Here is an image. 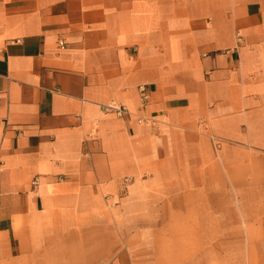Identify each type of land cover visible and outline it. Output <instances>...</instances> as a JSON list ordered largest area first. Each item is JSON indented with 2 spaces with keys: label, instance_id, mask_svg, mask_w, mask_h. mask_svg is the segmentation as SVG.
<instances>
[{
  "label": "crops",
  "instance_id": "1",
  "mask_svg": "<svg viewBox=\"0 0 264 264\" xmlns=\"http://www.w3.org/2000/svg\"><path fill=\"white\" fill-rule=\"evenodd\" d=\"M150 177L188 192L192 233L264 213V0H0V264L71 241L138 264L134 227L101 230Z\"/></svg>",
  "mask_w": 264,
  "mask_h": 264
},
{
  "label": "rangeland",
  "instance_id": "2",
  "mask_svg": "<svg viewBox=\"0 0 264 264\" xmlns=\"http://www.w3.org/2000/svg\"><path fill=\"white\" fill-rule=\"evenodd\" d=\"M216 144L217 148H221L223 141H216ZM127 179L131 182V178ZM150 180V188L134 191L123 203L122 216L125 213L133 221H129L128 225L111 226L110 231L101 230L103 234H113L124 233L129 227H134L133 243L136 245L138 264H264V240L261 239L264 237V213L247 218L250 224L241 223V228L235 224L238 218L231 220L230 226L220 227L214 220L211 233H192L194 228L188 222L195 221L200 210L188 208V192L185 189L182 193L174 192L173 186L168 187L171 180H166V186L153 177ZM178 196L182 197V202ZM214 203H217L216 200ZM213 213L215 218L221 214L227 219L232 216L231 212L216 208ZM239 218L240 222L244 221L241 215ZM239 229L243 233H239ZM218 232H228L230 236L222 239ZM91 243L69 242V247H64L68 255L62 258L57 257V252L65 250L63 245L56 247L54 255L44 258L42 264H68V261L69 264H84L92 252Z\"/></svg>",
  "mask_w": 264,
  "mask_h": 264
},
{
  "label": "built area",
  "instance_id": "3",
  "mask_svg": "<svg viewBox=\"0 0 264 264\" xmlns=\"http://www.w3.org/2000/svg\"><path fill=\"white\" fill-rule=\"evenodd\" d=\"M62 45H63V43H62ZM139 89H140L141 94H142V100L144 102H146L150 97L148 88L145 85H140ZM103 110L107 111V112H114L120 116H123V115L130 113L128 106H126L125 104L117 103V102H111L110 104L104 105ZM138 120H139V122L142 123L143 121H145L147 119L146 118H139Z\"/></svg>",
  "mask_w": 264,
  "mask_h": 264
}]
</instances>
